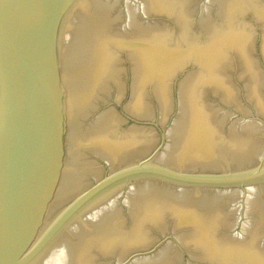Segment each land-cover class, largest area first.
<instances>
[{
	"label": "water",
	"instance_id": "95a60500",
	"mask_svg": "<svg viewBox=\"0 0 264 264\" xmlns=\"http://www.w3.org/2000/svg\"><path fill=\"white\" fill-rule=\"evenodd\" d=\"M199 24L264 44V0H143Z\"/></svg>",
	"mask_w": 264,
	"mask_h": 264
}]
</instances>
